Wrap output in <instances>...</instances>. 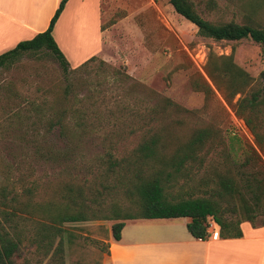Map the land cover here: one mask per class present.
<instances>
[{
    "label": "rangeland",
    "instance_id": "1",
    "mask_svg": "<svg viewBox=\"0 0 264 264\" xmlns=\"http://www.w3.org/2000/svg\"><path fill=\"white\" fill-rule=\"evenodd\" d=\"M78 1H72L70 16L60 21L53 35L60 52L70 59L67 70H62L53 54L44 49L20 53L10 64L0 67V159L11 166L13 179L33 180L37 194L43 199L49 196L48 188L57 183L70 180L84 184L96 201L107 206L114 199L126 208L123 214L133 217L135 210L128 199H135L134 195L128 196L121 189L110 195L101 191L102 160L107 153L117 158L131 157L141 124L150 117L151 106L162 98L181 109L169 110L164 117L165 122L174 126L169 128L174 143L162 152L169 155L176 142L184 141L196 128L212 129L218 138L210 147L205 144L198 153L200 164L186 163L184 177L177 178L164 190L168 199L202 196L199 188L203 190L202 181L212 175L214 168L220 172L230 168L236 174L264 170V107L259 109L257 124L263 136L261 149L231 108L238 99L248 98L260 89L264 51L257 44L247 39L214 42L202 38L192 24L172 10L168 0H96L95 18L92 9L77 4ZM189 2L209 23H252L264 29L261 0ZM209 54L231 56L233 64L252 79L241 95L232 98L230 105L213 87L207 100L191 88L196 77L210 84L203 72ZM90 57H95V61L79 67ZM76 61L79 62L74 64ZM133 84L137 87L131 89ZM61 107L62 128L48 130L54 110ZM157 115L160 119V114ZM250 150L255 152L258 162L251 161L241 168L245 158L253 156ZM148 170L142 168L143 177ZM111 181L105 184L111 186ZM13 193L18 195L15 185ZM0 211L13 212L2 222L4 230L18 242L10 264H39L46 258L45 264H56L58 259L54 260L51 254L47 256L45 238L49 229L43 224L44 219L11 211L9 207H0ZM94 222L61 226L71 229L72 225H82L81 229L91 235ZM37 233L41 235L36 236ZM81 240L100 250L94 239Z\"/></svg>",
    "mask_w": 264,
    "mask_h": 264
},
{
    "label": "trees",
    "instance_id": "2",
    "mask_svg": "<svg viewBox=\"0 0 264 264\" xmlns=\"http://www.w3.org/2000/svg\"><path fill=\"white\" fill-rule=\"evenodd\" d=\"M66 1H59L43 32L36 34L30 40L18 42L12 49L0 54V67L10 64L20 53L44 49L53 54L62 70H67V61L51 36L54 23ZM261 1L264 3V0ZM168 4L178 16L192 24L196 28L197 35L202 38L214 42H238L247 39L264 51V29L252 23L238 25L229 22L215 25L202 19L193 10L189 0H168ZM93 61L95 57H90L79 67H84ZM203 72L210 84L201 77H196L191 81V88L201 92L207 100L212 95L211 87H213L229 105L232 98L237 94L241 95L252 81L245 72L233 64L231 56L214 57L209 54ZM124 79L127 77L124 76ZM259 81L258 91L252 92L248 98L238 99L233 105L231 104V108L234 115L242 120L252 135L256 146L261 149L263 136L259 133L257 124L259 123V109L264 107V72L259 74ZM135 87L137 85L133 84L131 89ZM143 89L151 97L156 98L153 92ZM62 100L64 101L63 95ZM168 111L177 112L181 109L168 99H157V104L149 109L150 117L147 122L141 124L139 140L134 151L131 152V157L117 158L107 153L102 160L101 175L104 176V185L101 186V191L115 194L121 189L128 196L134 195L135 199H128V203L135 210L133 217L123 214L126 208L121 207V204L114 199L109 201L107 206L101 204L96 201L86 185L75 184L70 180L48 188L49 196L44 199L40 198L34 181H27L21 177L13 179L11 166L3 164L1 159L0 207H9L11 211L19 210L29 216H39L45 220L43 224L49 229L47 234L49 236L45 238L46 250L48 252L53 248L51 257L54 260L58 259L56 264H63L60 237L63 223L187 218L186 230L190 236L198 240H205L208 237V219L216 227L217 237L220 239L240 238L239 225L243 222L249 223L252 227L263 226L264 170L236 174V172L232 173L230 168L222 172L214 168L212 175L202 181L204 188L203 190L199 188L202 196L189 195L177 200L167 198L164 190L177 178L184 177L186 163L194 161L199 163L201 158L198 157V153L205 144L210 147L218 141L214 130L196 128L184 141H177V146L171 150L169 155L167 152H162L161 150H164L166 146H173L174 143L172 133H169V128L174 126L172 122H165L164 118L169 113ZM157 113L160 114V119ZM63 117L62 107L55 109L52 119L48 121V130L52 127L61 129ZM250 153L253 156H247L241 168L249 165L251 161L258 162L255 152L250 150ZM143 167L149 169L144 177L142 176L144 174H141ZM109 179L112 180L111 186L105 184ZM14 185L17 187L18 195L13 193ZM13 205H16V208ZM12 213L0 211V264H10L12 255L18 250V242L9 236L2 224L3 219L8 218ZM121 227L122 223L119 222L111 226L113 240L119 239ZM39 235L41 234H36V236ZM55 238L57 241L54 245ZM97 245L101 251H106V244L97 242L95 246Z\"/></svg>",
    "mask_w": 264,
    "mask_h": 264
},
{
    "label": "crops",
    "instance_id": "3",
    "mask_svg": "<svg viewBox=\"0 0 264 264\" xmlns=\"http://www.w3.org/2000/svg\"><path fill=\"white\" fill-rule=\"evenodd\" d=\"M59 1L0 0V54L43 32ZM72 1H66L54 23L53 40L56 26L70 16ZM78 2L89 6L96 17V0ZM118 222L122 227L115 241L111 226ZM187 223V218L95 221L91 235L81 229L82 225H72L71 229L61 226L63 264H264V225L252 227L243 222L239 225L241 237L235 239L218 238L213 226L207 239L198 240L187 232ZM82 237L106 244V251L83 244ZM54 240L55 245L57 238ZM48 252L49 257L51 250ZM46 259L39 264H45Z\"/></svg>",
    "mask_w": 264,
    "mask_h": 264
},
{
    "label": "built area",
    "instance_id": "4",
    "mask_svg": "<svg viewBox=\"0 0 264 264\" xmlns=\"http://www.w3.org/2000/svg\"><path fill=\"white\" fill-rule=\"evenodd\" d=\"M207 223H208V226H207V233H209L210 232V230H211V228H212V223L211 224H209V222L207 221Z\"/></svg>",
    "mask_w": 264,
    "mask_h": 264
},
{
    "label": "bare ground",
    "instance_id": "5",
    "mask_svg": "<svg viewBox=\"0 0 264 264\" xmlns=\"http://www.w3.org/2000/svg\"><path fill=\"white\" fill-rule=\"evenodd\" d=\"M57 35V34H56Z\"/></svg>",
    "mask_w": 264,
    "mask_h": 264
}]
</instances>
